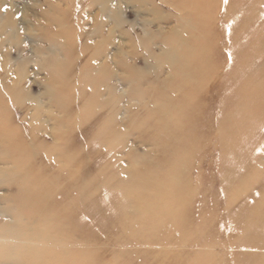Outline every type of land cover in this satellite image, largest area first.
I'll list each match as a JSON object with an SVG mask.
<instances>
[{"label": "rangeland", "instance_id": "obj_1", "mask_svg": "<svg viewBox=\"0 0 264 264\" xmlns=\"http://www.w3.org/2000/svg\"><path fill=\"white\" fill-rule=\"evenodd\" d=\"M0 264H264V0H0Z\"/></svg>", "mask_w": 264, "mask_h": 264}]
</instances>
